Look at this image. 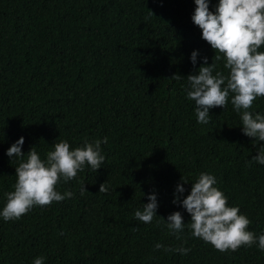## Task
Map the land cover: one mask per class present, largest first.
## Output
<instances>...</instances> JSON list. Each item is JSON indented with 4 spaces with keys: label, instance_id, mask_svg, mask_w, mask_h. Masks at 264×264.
Returning a JSON list of instances; mask_svg holds the SVG:
<instances>
[{
    "label": "trees",
    "instance_id": "obj_1",
    "mask_svg": "<svg viewBox=\"0 0 264 264\" xmlns=\"http://www.w3.org/2000/svg\"><path fill=\"white\" fill-rule=\"evenodd\" d=\"M206 2L214 14L219 0ZM195 7L194 0H0V210L22 162L5 153L19 138L23 154L34 147L46 160L61 141L74 150L107 137L101 168L85 166L58 183L72 198L33 206L16 221L0 217V264L41 256L44 264H264L255 244L221 253L193 237L191 216L173 203L181 180L180 201L201 173L213 175L228 206L251 221L247 230L264 234V165L252 161L264 142L243 135L231 96L225 109L209 110L207 125L187 98L186 78L199 67L212 63L213 74H228L223 54L192 21ZM249 111L264 115V97ZM105 182L108 192L98 193ZM153 192L157 218L144 224L135 212ZM174 212L183 233L165 225ZM181 246L187 255L165 251Z\"/></svg>",
    "mask_w": 264,
    "mask_h": 264
},
{
    "label": "clouds",
    "instance_id": "obj_2",
    "mask_svg": "<svg viewBox=\"0 0 264 264\" xmlns=\"http://www.w3.org/2000/svg\"><path fill=\"white\" fill-rule=\"evenodd\" d=\"M196 5L192 21L201 30V38L207 42L214 52L223 54L224 68L228 74L216 71V65L201 66L195 74L187 76V98L195 102L197 123L207 125L211 121L209 110L220 107L225 109L231 96L233 110L240 114L243 135L253 141L264 142V115L255 114L252 108L254 100L264 97V52L258 51L264 45V0H219L215 13L209 11L206 0H194ZM152 15V13L150 12ZM153 16V15H152ZM198 52L193 51L190 61L195 67ZM216 60L221 56L216 55ZM207 65V58H202ZM171 79H183L173 75ZM103 141H85L82 147L70 150L66 141L54 145V150L47 153L46 160L32 147L27 155L21 149L24 138H19L5 153L11 160L21 158L15 169L16 184L14 191L7 194V203L0 210V217L5 222L19 220L33 206H49L53 202L70 199L74 193L68 191L61 194L56 190L58 183H67L74 179L85 166L93 171L101 168L105 156L101 154ZM27 157L26 162L23 158ZM252 161L264 165V145L258 148ZM217 183L213 175L201 173L197 182L191 184L190 194L180 201L184 192V184L177 185L173 203L180 206L191 216L193 237L200 238L210 244L215 250L224 253L237 251L241 246L252 247L254 244L264 251V234L258 237L248 226L251 221L240 213L238 207H229L227 197L214 185ZM86 192L84 185L81 195ZM108 186L101 184L98 193H107ZM148 203L143 210L135 212V218L149 224L156 216L158 208L157 196L148 195ZM164 222L163 219L159 218ZM165 223L172 234L183 233L185 225L180 212L169 215ZM176 239H181L176 235ZM163 245L156 244V249ZM181 255H187L190 249L183 246L175 249ZM33 264H44V257H37Z\"/></svg>",
    "mask_w": 264,
    "mask_h": 264
}]
</instances>
